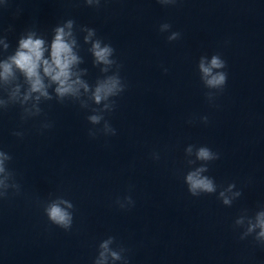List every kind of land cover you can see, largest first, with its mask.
<instances>
[{
	"label": "clouds",
	"instance_id": "1",
	"mask_svg": "<svg viewBox=\"0 0 264 264\" xmlns=\"http://www.w3.org/2000/svg\"><path fill=\"white\" fill-rule=\"evenodd\" d=\"M89 7L99 8L101 0H84ZM164 6L175 5L177 0H158ZM7 0H4V6ZM172 25L162 23L159 25L161 33L170 32ZM79 31L84 33L83 41L89 44L88 52L92 56L93 66L99 67L103 75L95 84H90L85 77L88 73L86 68H81L84 63L79 54L80 44L76 34V24L73 19H68L52 29V37L49 41L35 30H27L18 41L17 46L11 54L4 56L10 47L6 37L0 36V112L8 110L10 106L19 105L22 109L21 120L38 117L42 113L40 107L43 101L55 99L59 103L71 100L79 103L82 109H90L91 114L87 116L88 122L93 125H101L100 128H91L88 135L96 138L97 135L115 136L117 130L105 119V113L115 110L116 99L127 88V84L120 75L121 64L114 58L115 49L111 44L105 43L97 37L96 30L82 26ZM181 33L171 31L167 36L169 42L180 39ZM198 72L204 88L208 89L205 97L212 100L224 90L228 74L224 69L227 63L219 53L201 56L198 61ZM165 73L167 69H164ZM111 73V74H109ZM97 107H91V105ZM204 123L208 117L200 118ZM191 122V121H189ZM50 122L41 124V129L51 128ZM17 137H23L20 131L13 132ZM185 156L194 159H186L190 170L184 175V183L188 192L193 197L211 195L218 193V199L225 206H231L242 192L236 189L235 183H229L227 187L218 186L214 178L206 173L209 164L220 158L218 152L207 146L197 147L189 144L185 148ZM153 159L159 160V154L153 153ZM12 156L4 150H0V198H6L9 189L19 193L20 185L15 180V174L8 168ZM199 166L192 167L196 165ZM219 189V191H218ZM119 208L128 209L134 206L132 197L125 196L122 200L117 198L115 202ZM73 203L63 197L49 202L44 207V214L48 221L65 230L70 231L73 225ZM244 214L238 216L234 221V228L242 229L239 234L240 240L253 236L255 242L264 247V206L256 211L253 216ZM115 237L108 236L98 246V254L93 264H109L111 261H122L127 264L124 247L112 248Z\"/></svg>",
	"mask_w": 264,
	"mask_h": 264
}]
</instances>
